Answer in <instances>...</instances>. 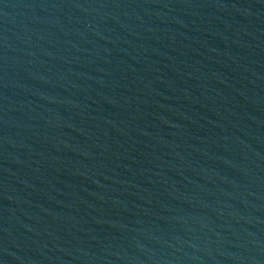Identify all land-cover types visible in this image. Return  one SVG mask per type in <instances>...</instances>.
<instances>
[{
    "label": "water",
    "instance_id": "obj_1",
    "mask_svg": "<svg viewBox=\"0 0 264 264\" xmlns=\"http://www.w3.org/2000/svg\"><path fill=\"white\" fill-rule=\"evenodd\" d=\"M0 264H264V0H0Z\"/></svg>",
    "mask_w": 264,
    "mask_h": 264
}]
</instances>
